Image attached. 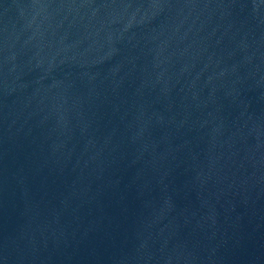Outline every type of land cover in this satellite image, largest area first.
<instances>
[{
	"label": "water",
	"instance_id": "1",
	"mask_svg": "<svg viewBox=\"0 0 264 264\" xmlns=\"http://www.w3.org/2000/svg\"><path fill=\"white\" fill-rule=\"evenodd\" d=\"M172 0H0V167L99 79Z\"/></svg>",
	"mask_w": 264,
	"mask_h": 264
}]
</instances>
